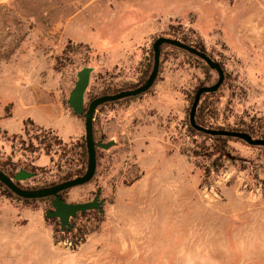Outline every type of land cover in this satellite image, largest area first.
<instances>
[{
	"label": "rangeland",
	"instance_id": "obj_1",
	"mask_svg": "<svg viewBox=\"0 0 264 264\" xmlns=\"http://www.w3.org/2000/svg\"><path fill=\"white\" fill-rule=\"evenodd\" d=\"M169 29L197 37L223 66L217 93L201 98L215 125L264 123V0H14L0 6V161L56 181L84 140V119L67 106L77 72L93 69L94 93L134 88ZM216 79L166 47L146 93L97 108L94 139L115 144L64 200L91 201L100 189V218L70 222L61 235L45 218L50 202L36 208L53 238H65L60 264L68 255L69 264H264V147L190 130L195 91ZM16 207L26 206L0 188V221L31 222Z\"/></svg>",
	"mask_w": 264,
	"mask_h": 264
},
{
	"label": "water",
	"instance_id": "obj_2",
	"mask_svg": "<svg viewBox=\"0 0 264 264\" xmlns=\"http://www.w3.org/2000/svg\"><path fill=\"white\" fill-rule=\"evenodd\" d=\"M163 46H170L182 50L205 63V65L217 75V79L211 85L199 87L193 96L190 105L188 122L192 129L199 133L209 135L211 137L221 136L241 140L249 146L264 147V139H256L251 135L236 131L209 129L199 125L196 122V111L200 100L205 94L215 93L224 81V70L216 61L212 60L206 53L190 46L184 42L168 37H158L152 43V68L145 80V82L133 89L120 91L113 94L102 95L94 98L85 107V92L90 81V74L92 68L84 67L77 72V80L74 87L69 93L67 99V106L75 116L84 119V142L87 154L86 169L84 173L73 179H69L53 186L39 188V189H22L17 183L25 180H30L37 176V173L19 169L13 177H9L0 170V183L6 187L13 195L25 200H38L44 198H51V209L45 212L46 219L55 218L58 220L61 231L70 229V220L76 217L77 214H84L87 211H98L103 213V200H100L99 189L91 201L83 203H68L60 197V193L69 189L83 186L89 183L96 172V149L107 150L115 143L114 141L96 142L93 134V118L97 108L106 103H112L125 98L137 97L146 93L154 84L159 70L161 48Z\"/></svg>",
	"mask_w": 264,
	"mask_h": 264
},
{
	"label": "trees",
	"instance_id": "obj_3",
	"mask_svg": "<svg viewBox=\"0 0 264 264\" xmlns=\"http://www.w3.org/2000/svg\"><path fill=\"white\" fill-rule=\"evenodd\" d=\"M160 37H168V38H172V39H176V40H179L181 42H184L190 46H193L195 47L196 49L206 53L205 49H204V46L203 44L201 43V41L193 36H189L188 34L184 33V32H181V31H178L176 29H169L168 30V33L160 36ZM171 48L173 49L174 51H177V52H180L184 55H186V57L190 58V59H193L199 63L202 64L203 68L206 70V71H209L208 67L205 65L204 62H202L201 60L197 59L196 57L182 51V50H179V49H176L174 47H170V46H163L161 48V52H162V49L163 48ZM86 48V51L88 53L91 52V48L88 47L87 45L85 46ZM207 54V53H206ZM212 60H214L209 54H207ZM215 61V60H214ZM219 65H221V67L223 68L222 64L218 61H216ZM151 67H152V51H150V55L147 59V63L145 64V68H144V71H143V75H142V78H141V82L139 84H137L134 88L142 85L145 80L147 79L150 71H151ZM211 85V84H210ZM90 84L88 85V88L85 92V107L88 105V103L90 101H92L94 98L96 97H99V96H102V95H107V94H110V89H102L100 91V93H94L92 91V89L90 88ZM202 86H206L204 84H200L198 86L199 87H202ZM197 88V89H198ZM133 89V88H131ZM125 90H129V89H125ZM123 89H120L119 91L117 92H120V91H125ZM117 92H114V93H117ZM217 93V91L215 93H212V94H205L203 96L206 97V99H210L212 98L215 94ZM113 94V93H112ZM127 99H130V98H125L124 100H127ZM206 99H201L200 100V103L197 107V111H196V122L205 127V128H209V129H217V130H227V131H236V132H242V133H247L249 135H251L253 138H256V139H264V123H261L259 124V126L255 127L254 124H249V125H243V126H240V127H233V128H225V127H222V126H217L214 124V120H215V117L214 115H212V103L211 102H206ZM123 100V99H122ZM116 102V101H115ZM113 103V102H112ZM192 103V99L190 101V105ZM107 104V103H106ZM69 111L71 112V110L69 109ZM72 113V112H71ZM73 114V113H72ZM79 117V116H78ZM190 130L192 132H195L193 129L190 128ZM198 135H201V136H204L206 138H209L211 140H215V141H229V140H238V139H233V138H229V137H221V136H216V137H211L209 135H203L202 133H196ZM97 142H104L103 140H99ZM57 144L58 145H62V142L61 140H58L57 141ZM65 146H63L64 148ZM79 152L77 153V164L73 165L69 168V166L66 168V170L64 171H59L60 175H58V177L56 178V181H51V182H47V181H44V180H37V178H33L32 181H34L35 185H33L32 187L30 188H25L23 186L20 185V183H17V185L19 187H21L22 189H39V188H44V187H49V186H53L55 184H58L60 182H63V181H66V180H69V179H73L75 177H78L80 175H82L86 169V162H87V154H86V149H85V143H84V140H82V143L79 145ZM223 150L224 148H219L218 149V154H220L221 156H223ZM101 152L102 149H96V153L97 152ZM21 167L20 164L18 163H12L10 161H0V170L3 171L6 175H8L9 177H13L14 174L17 172V170ZM24 169L26 171H31V172H39L41 173L42 172V168H35V167H24ZM41 170V172H40ZM0 188L4 191V194L7 196V197H13L15 199H18V200H21L25 203V206L26 208H31V209H36L37 208V204L38 203H42V202H50L51 201V198H44V199H38V200H25V199H20L18 197H16L15 195H13L6 187H4L1 183H0ZM67 191H64V192H61L60 193V197L62 199H64V194L66 193ZM90 215H94V217L96 218H100V214L98 211L94 210V211H87L85 212L84 214H77L76 217H74L71 222H74L75 220L77 219H83V218H86ZM47 221H51V222H54V221H57V219L55 218H52V219H46ZM58 232L61 234V235H66V234H69L71 232V230L69 229H66L64 231H61V229L59 228L58 229ZM55 241L59 242V241H62V240H65V238L63 239H59L57 238L56 236L54 237Z\"/></svg>",
	"mask_w": 264,
	"mask_h": 264
},
{
	"label": "crops",
	"instance_id": "obj_4",
	"mask_svg": "<svg viewBox=\"0 0 264 264\" xmlns=\"http://www.w3.org/2000/svg\"><path fill=\"white\" fill-rule=\"evenodd\" d=\"M11 1L14 0H0V6ZM16 208L26 210L31 222L8 225L0 221V264H30L31 260L32 264H60L62 253L58 249L59 244L53 238L50 227L41 222L40 210ZM31 247H34L35 253L28 258L25 255ZM65 259V264H69V255Z\"/></svg>",
	"mask_w": 264,
	"mask_h": 264
},
{
	"label": "flooded vegetation",
	"instance_id": "obj_5",
	"mask_svg": "<svg viewBox=\"0 0 264 264\" xmlns=\"http://www.w3.org/2000/svg\"><path fill=\"white\" fill-rule=\"evenodd\" d=\"M72 220V219H71ZM71 220H70V222H71ZM58 221V220H57ZM59 223V222H58Z\"/></svg>",
	"mask_w": 264,
	"mask_h": 264
}]
</instances>
